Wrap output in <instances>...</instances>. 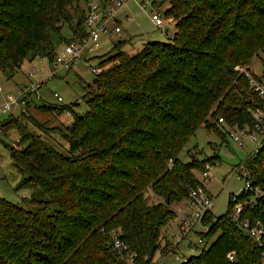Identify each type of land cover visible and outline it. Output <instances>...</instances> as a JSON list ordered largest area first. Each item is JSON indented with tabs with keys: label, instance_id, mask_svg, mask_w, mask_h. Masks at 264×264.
I'll list each match as a JSON object with an SVG mask.
<instances>
[{
	"label": "trees",
	"instance_id": "16d2710c",
	"mask_svg": "<svg viewBox=\"0 0 264 264\" xmlns=\"http://www.w3.org/2000/svg\"><path fill=\"white\" fill-rule=\"evenodd\" d=\"M80 1L0 0V74L11 79L35 59L52 63L60 44L81 39L87 10ZM164 16L175 23L168 43L146 42L135 54L123 51L124 40L112 45L82 96L85 113L69 105L38 107L56 116L71 112L64 152L18 125V118L11 121L19 143H27L8 146L21 175L17 187L35 186L46 199H31L40 207L29 210L0 197V264H122L100 228H118L137 255L135 264H151L167 247L161 229L175 218L171 207L202 185L193 171L219 161L215 152L198 160L187 149L190 161L182 162L187 142L199 129L224 140L215 127L218 113L229 127H253L249 100L264 103L237 67L248 70L264 53V0H168ZM244 166L264 192V142ZM243 196L228 195L225 215H205L208 232L196 233L211 243L180 264H259L262 250L229 215ZM244 216L264 223L257 209L245 207Z\"/></svg>",
	"mask_w": 264,
	"mask_h": 264
},
{
	"label": "rangeland",
	"instance_id": "374dc122",
	"mask_svg": "<svg viewBox=\"0 0 264 264\" xmlns=\"http://www.w3.org/2000/svg\"><path fill=\"white\" fill-rule=\"evenodd\" d=\"M96 0H83L79 2L80 7L85 10L87 4ZM138 2V0H136ZM150 1V0H149ZM133 2V3H132ZM159 4L150 6V3H146L145 9L139 8L135 5L134 1H128L124 6L121 7L116 13V17L120 19V26L122 27L121 33L115 36L111 41L107 40L106 45H103L97 50L99 56L97 58L87 59L91 63L86 64L84 56L82 60L76 63L74 68L69 71L60 70L55 76L49 77L44 84H40V89L38 90L39 100H34L28 105L25 110L24 116L20 115L18 109L12 110L10 114L0 115V122L4 120H9L10 122L14 117L18 118V125L26 127L28 132L35 133L39 135L42 140H47L53 146H55L61 153L65 151L66 142L62 139V134L65 131V127L71 125V121L62 119V117H57L53 111L42 110L38 107L49 106L52 108L60 106H72L76 113H85L87 107L83 102L82 96L85 94V89L87 86L92 85V79L94 74H91L90 69L101 61H104L107 57L105 55L107 52L112 51V45L123 40H127V45H123V51L130 53L132 46L142 48L141 42H156L160 41L163 43H168L170 35L174 30V21L170 16H164L163 13L168 8V0H158ZM151 10L158 11L161 13L162 19H166V25L173 23V25L168 26V32L163 31V27L157 28L150 21ZM86 11V10H85ZM169 19V21H168ZM171 20V21H170ZM62 34L65 38H70V31L67 26H63ZM166 33V34H165ZM105 39H101L103 41ZM131 40V41H128ZM125 43V44H126ZM69 43H62L57 48L59 53L63 45ZM137 51V52H138ZM107 56V55H106ZM105 57V58H103ZM110 63L104 64L105 68L108 67ZM264 64V53H260L258 57H254L250 65L247 67L248 70L244 69V73H247L249 78H252L253 82L257 81L259 84L264 83V77L262 75ZM52 65L48 60L35 59L33 62H24L21 71H17L11 81H6L4 74H0V87L2 91L0 92V103L2 104L4 100V94L11 93L17 85L21 86L27 83V76H24V71L32 68L34 70L35 79L40 80L43 75L47 73V68ZM43 70V72L41 71ZM17 84V85H16ZM57 93L62 97V103L58 104L53 98L52 94ZM223 115L218 113L217 119ZM1 121V119H3ZM13 122V121H12ZM7 125V127L1 128L0 126V197L9 201L12 204H18L29 210H37L40 206L37 202L32 201H44L46 196L38 189L33 186L31 188H18V183L21 179V175L15 169L11 158H9L8 146L11 147H25L27 143H19L20 132L17 129V125L12 123ZM216 129L221 135H223L224 140H221L220 135L211 131L199 129L195 132L193 137L187 142L184 150L181 151L179 157L182 162L190 161V156L187 154L186 150L189 149L191 154L197 156L198 160H204L208 156H211L214 152L219 157V161H215L209 164L211 169L209 170V177L201 178L200 172L193 171L196 178L205 187V189L212 194L213 197V207L211 209V214L214 217H221L226 214L228 209V195L238 193L244 183L243 180H236L234 177V172L236 170V165L243 162L248 157L251 152L252 145L249 140L244 138V145L238 147L234 142L230 140L226 132L228 129L233 133L238 132L240 129L245 127L236 128L229 127L226 124V120L222 124L217 121ZM205 165V164H204ZM30 200V201H28ZM186 201L183 200L177 205L171 207L174 212V216L177 213L178 208L184 207ZM54 206H50L49 212H53ZM175 224V218L167 221V223L162 227L161 234L164 236V241L166 242V233L173 229ZM169 227H172L169 229ZM165 229L167 231H165ZM199 235L194 233L190 235L187 241L191 244L196 243ZM163 245V243H162ZM161 245V247H162ZM180 246V245H179ZM184 243L178 252V255L185 254L187 256H192L190 250L183 247ZM207 248V245H205ZM199 246L198 249H200ZM155 253L153 261L156 260ZM161 254V253H160ZM153 264V262H151ZM162 264H179L172 257H167L163 260Z\"/></svg>",
	"mask_w": 264,
	"mask_h": 264
},
{
	"label": "built area",
	"instance_id": "2783aa9c",
	"mask_svg": "<svg viewBox=\"0 0 264 264\" xmlns=\"http://www.w3.org/2000/svg\"><path fill=\"white\" fill-rule=\"evenodd\" d=\"M128 1H134L137 7L143 9H145V5L148 2L150 6L160 3L158 0H138V2L136 0H109L105 4L104 2L96 0L87 4V13L84 21L85 35L81 39H75V41L63 45L61 51L59 53L56 52L54 61L51 63L52 66L47 68V73L40 80L35 79L32 68L28 69L25 72V76L28 79L27 83L17 86L11 93L4 95V100L2 104L0 103V115L10 114L15 109L19 111L24 110L34 100H39L38 90L40 89V84H44L49 77L55 76L60 70H71L77 62L84 59V56L94 54L101 47V39L111 41L115 36H118L121 33V26L117 22L116 13ZM150 21L157 28H164L166 24V19H162L161 13L154 10H151ZM39 60L43 61L45 59ZM102 70L103 67L96 65L90 69V72L91 74L97 75ZM237 70L242 71L243 68L237 67ZM41 71L43 72V70ZM246 74L245 76L248 80L247 85H249L250 90L256 95L259 101L264 103V83L259 84L257 81L253 82L252 78H249ZM1 90L0 87V92ZM52 96L58 104L62 103L63 99L57 93H53ZM249 101L252 105L247 107V113L254 121L253 127H245L236 133L228 129L226 134H228L230 140L238 147L244 145L243 140L246 137L252 145L250 154H254L264 142V108L252 100ZM60 117L66 120L70 119L69 123L72 121V114L69 110L62 112ZM217 121L219 124H222L224 118H218ZM235 167L234 177L236 180H243L244 185L238 193L233 194V199L236 200L235 198L242 196V194L244 198L233 205L229 215L238 224L240 230L249 236L253 244L262 250L260 252L259 264H264V223L261 220H251L248 216L241 218L242 211L245 207L257 209L264 215V192L260 187L252 185L249 179V171L243 165V162ZM210 169V165L205 164L204 170L200 172L201 178L209 177ZM185 201V206L178 208L174 216V230L166 233L167 247L162 252H158L159 254L155 256L156 260L153 261L152 258L151 262L153 264H162L163 260L167 257H172L179 264L185 263L190 256L185 254L178 255L183 243V247L190 250L191 254H193L192 256L199 254L206 248L205 245L208 246L211 243L201 236H199L194 244H191L187 239L196 232L202 234L208 232V227L202 224V220L206 214L211 212L213 207L214 200L212 194L203 185H199L188 190ZM99 232L106 236L105 245L115 253L119 262L122 264H135L137 255L122 241L118 228L107 230L100 228ZM199 246H201L200 249H198ZM226 259L229 262H233L235 260L234 253H227Z\"/></svg>",
	"mask_w": 264,
	"mask_h": 264
},
{
	"label": "crops",
	"instance_id": "0c3cea01",
	"mask_svg": "<svg viewBox=\"0 0 264 264\" xmlns=\"http://www.w3.org/2000/svg\"><path fill=\"white\" fill-rule=\"evenodd\" d=\"M116 19H117L118 24L121 25V24H120V19H119L118 17H116ZM170 24L173 25V23H170ZM170 24H169V25H166V24H165L164 28H167V31H164V28H163V31H164V32H168V26H171ZM121 30H122V27H121ZM172 32H173V31H172ZM165 34H166V33H165ZM107 40H108V39H107ZM107 40L105 39V40L101 41V47H102L103 45H106ZM109 41H110V40H109ZM124 41L126 42L127 40H124ZM128 41H131V40H128ZM111 42H112V41H111ZM145 43H146V42H145ZM145 43L141 42L140 44H142L141 46H143ZM125 45H127V43H126ZM101 47H100V48H101ZM100 48H99V49H100ZM138 50H139V47H137V46H136V47L132 46L131 51H130V53H128V54H135ZM98 56H99V54H98L97 51H96L94 54H91L90 56H86V57H87V58H85L86 64L91 63L89 60L87 61V59H90V60H91L92 58H96V57H98ZM22 67H23V64H22V66H21L20 69H19L20 71H21ZM19 70H18V71H19ZM25 72H26V71H24V76H25ZM13 75H14V74H13ZM13 75L11 76V79H12ZM5 79H6V81H11V79H7L6 77H5ZM16 85H17V84H16ZM17 86H19V85H17ZM17 86H16V87H17ZM1 91H2V90H1ZM5 94H6V93H5ZM5 94H4V95H5ZM25 108H26V107H25ZM24 110H26V109H24ZM24 110H23V111H24ZM57 117H59V116H57ZM2 120H4V118L1 119V121H2ZM171 228H172V227H169V229H171ZM173 229H174V227H173ZM165 231H167V230L165 229Z\"/></svg>",
	"mask_w": 264,
	"mask_h": 264
},
{
	"label": "water",
	"instance_id": "95a60500",
	"mask_svg": "<svg viewBox=\"0 0 264 264\" xmlns=\"http://www.w3.org/2000/svg\"><path fill=\"white\" fill-rule=\"evenodd\" d=\"M164 31H167V28H164Z\"/></svg>",
	"mask_w": 264,
	"mask_h": 264
}]
</instances>
